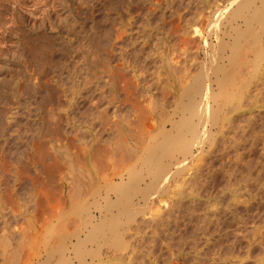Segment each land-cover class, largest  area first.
Returning a JSON list of instances; mask_svg holds the SVG:
<instances>
[{
    "label": "rangeland",
    "instance_id": "374dc122",
    "mask_svg": "<svg viewBox=\"0 0 264 264\" xmlns=\"http://www.w3.org/2000/svg\"><path fill=\"white\" fill-rule=\"evenodd\" d=\"M114 1H115V3H114ZM114 1L113 0H99V2H98L99 4L98 3L96 4V10H95L96 12H94L95 15L91 16L92 18L86 20V21H89L88 24L93 21L94 26L96 28V32H94L93 35L91 34L92 35L91 40H92L93 44L91 46V49H89V53L85 50L79 51L80 53L79 52L77 53L76 49H74V52H73V48H74L75 44H74V46H72V45L70 46L71 50H67V49H69L68 45H67V49H65L66 48L65 47L66 46L65 40L63 39V37H62V40L64 42L61 40V35L59 33L60 19L62 21L65 18V20H63V21L66 22V20L70 21V19L73 18V15L76 14V13H74L75 12L74 9L77 8V6L79 7V5L77 3L78 0H2V2L0 3V87H1L0 88V101L2 99H4L5 101L6 100L9 101L8 98H10L9 102H11V103L14 102L13 98L17 99V98H19V96H20V98L23 97L25 95L24 92H26V94L29 93L30 92L29 90L31 89L30 87H32L33 82H35V83H37V85L42 86L39 90V92H41V93H37L36 96L34 95L35 97L38 96L37 105L40 103L41 104L43 103L42 104L43 106L40 104L42 107L40 106V108H39V111H41V109H42V113H41L42 123L36 122V123L32 124V119L30 118V116L29 117L28 116H20V117L15 118V119H17L16 120L17 123L15 125L8 127L9 125H8V121L6 120V117H4V119H3V116L0 114V117H1L0 118L1 119L0 120V135L2 133H4V136H6V137L8 136L6 139H3L4 141L7 140L6 142H4L3 140H0V146L3 147V151L0 149V159H2V160H0V177L3 176L5 178V179L3 177H1L2 179L0 178V180H1L0 190L2 189L1 191L4 192L3 197L6 196L5 198H2L3 200H1L0 202H6L7 201L8 202L7 204H10L9 201H11L13 203V204L12 203L10 204V206H13L12 208H10L9 205H7L8 209L6 207H2V206L0 207V264H13L14 261H11V260L12 259L15 260L17 256H18V258H17L18 264H49L48 262H51V264H56L57 262H60L59 260H61V259H62L61 260L62 263H59V264H63L64 261L69 262L70 264H78L79 260H81L84 263L86 262L89 264H166L164 262V260H165V258L170 256V253H171V255L175 254L180 259V260L179 259L178 260L181 262H179L178 264H197V263L198 264H213V263L214 264H260V263L263 264L264 263V253H263L264 252V239L262 241L256 240L257 242L253 241V240L250 241L251 238L248 237L249 234H247V231L249 229L248 224H251L253 221H255V223L257 225L259 220L264 219V217H263L264 216V127H263L264 126V90H263V93L257 97L258 98L257 99L256 97H253L251 95V94H253V90H255L254 89L255 86L249 85V90H250L249 92L250 93L248 92L247 93L248 95L246 96V98L243 99L242 105L244 104V106H242L237 112L231 113L229 116V120L226 122L227 124H229V127H230V129L228 130L229 133L226 134L227 137L230 138V137H232V135L235 136V139H237L239 137L238 139H239L240 143L238 142V144H237L236 141H235L236 142L235 144L233 143L236 148L229 145V144H231V142L229 143V138H228V142H227L228 144L225 142V145H224V143L215 145L216 148H214L215 147L214 146L212 148L213 150H211V153L207 157H204L205 159L203 158L204 160L200 159V160H196L193 164L190 163L191 169H190L189 164H187V166L189 167L188 168L189 171L186 168L187 166H185L186 173L184 174L185 176L181 175L182 178H181V180L179 179L180 182L178 180L176 181V179L180 178V173L178 174L179 176L176 175L177 178L174 176L175 179L169 181L170 183H172L171 184L172 188H170V190L175 192L174 197L169 196L166 191L165 192L161 191V190H164L167 187V185L170 186L169 182L166 186L163 187L164 189L161 188L160 191L156 190V188L158 187L157 185H155L156 179L153 178L151 175L149 176L150 171H148V170H151V169L148 168L149 166L148 167L145 166L146 167L145 168V167L141 166V164H139V163H141L140 158L143 156V153H141L139 155V159L137 158L138 160L134 159V160H132L133 162L131 161L130 163L129 162H127V163L115 162L114 164H111V161L110 162L106 161L107 164L106 163L104 164L105 168H106V165L108 166L107 167L108 170L107 169L105 170L107 172L104 173L106 175L103 174L104 170H101V169L99 170V168H101V165L95 164L94 166H96L98 171L101 172V176L103 174L106 177V178L104 177L105 179L102 178V180L100 181L101 176L99 179H96L95 176H92V178H91V176L88 175V173H89L88 170L90 169L89 167L91 164H90L89 160L87 159V154L89 153V154H91V156H94V154H96L98 149H99L101 151V152L99 151V154L101 155L103 152V154H102L103 156H101V157H102V159H104L103 161H105V157L107 155L108 156L110 155L109 157H111L112 154L113 155L115 153L120 154L124 151L126 152V150L122 149L121 147L114 146V145H107L105 147H100V148L94 147L91 149L90 148H83L81 146L77 147L78 145L75 146V142L72 145L73 141H71V143H68V146L62 145L63 140L61 137H63L64 131L61 132V134L59 132H60V127H62L61 130L62 129L65 130L64 129L65 126L63 124L66 123V120L64 118H62L63 117L62 111H60L61 110V103H62V102H60L61 101L60 99L62 97V94L57 93V91H56L57 87H56V84L54 82L57 79L55 77L58 76L56 73L61 71L60 68H62V66H66V65L68 66V64L69 65L71 64V66H72V64H74L73 63L74 61L72 60L73 58L69 55V53L71 55L73 53V56L76 53H77V55L79 54L77 56L78 58L80 57L79 59L77 58V61L79 60L78 61L79 63L77 62L78 65H77V63L75 64V66L77 65L76 67H78L79 64H81V62H83V65H85L84 64L85 59L82 58V57H84L82 55H85V58L88 59V65L87 66H89V69L91 70V68H95V69H92L94 71L91 70L93 73L96 71H98V73H101L102 72V66L104 64L106 65V62H107L106 58L109 56L112 57V54L114 56L116 55V52L113 53V51H115V49L117 47L116 45H118L117 43H119V41H117L118 38H120L121 36H122L121 38H125V36H127V34L125 36L121 35L119 29L122 27V25H120V23H118V22H120L119 19L115 18V21L112 22L113 19L106 18V16H107L106 13L107 14L114 13L113 7L116 8V6H118L117 4H119L118 3L119 1H117V0H114ZM125 1H127V0H125ZM161 1L163 3H165V5L161 3V6L158 9V12L159 11L164 12V13L166 12L167 14L165 13L166 17L165 16L163 17L164 18L163 21H161L159 18H158L159 20L154 19L155 22L156 21L160 22V23L154 22L157 25V28H158V25H160L163 22H164V24H161L162 26L167 25L168 23L172 22L170 24V26L174 25L173 26V28H174V27H177L179 25L178 27L181 29V26L184 23L188 24L189 20H190V22L193 20L192 23L194 22V18L192 19L193 16L190 17V15H192V14H190V10H191V13H193L192 10H194V6L197 5V3L198 4L199 3L200 4H206L207 7H213V5L212 4L210 5V3H209L210 0H194V1L190 0L191 2L193 1L194 4L191 3L189 0H175V1L172 0V2L176 3V4L175 3L173 4L174 7L172 6L171 0L170 1L169 0H161ZM214 1L211 0V3ZM168 2H170V3L168 4ZM186 3H189V4L191 3L190 5L188 4V6H190V8H191L192 4L194 6H192V9H189ZM185 4L187 7L184 6ZM200 4H199V6H202ZM110 5H113V6L110 7ZM180 5L181 6L183 5V6L181 7ZM163 6H166L165 7L166 9L163 8ZM119 7H121V5ZM119 7H117V8H119ZM135 7H136V5H135ZM139 7H137L136 9H139ZM168 7H169V9H168ZM183 7L187 8L188 9L187 11H189V13H187V11L183 12L184 10H186ZM228 7L229 6H226L227 9H228ZM61 8H62L63 12L60 11ZM110 8H112L113 10ZM179 8H181V9L179 10ZM195 8H197V7L195 6ZM72 9L74 10V12H71V11H73ZM121 9H122V7H121ZM136 9L135 8L133 9V10H135L134 14H137L136 12H138ZM163 9L166 11H164ZM224 9H225V7H224ZM84 10H85V12L87 11L86 8H84ZM177 10H178V12H177ZM109 11H111V12H109ZM70 12L73 14L71 15ZM181 13L182 14L184 13V15H182ZM185 13H187V14H185ZM188 14H189V17H188ZM227 14H226V9H225L224 10L225 19H223L224 17L223 18L221 17L218 20V26L221 24V22L224 25L221 24L220 27L217 26L218 28L215 26V25H217L216 24L217 20L214 21V19H213L214 16H213V18H211V23H214V22H216V23H214L212 27L210 25L211 23L209 20H207V22H209V23H205L206 21L204 22L205 23V25H203L204 28L202 27V30L204 29L203 30L204 33H201V34H204V35H202L203 38L199 34V36H200L199 41H201V43L199 41L198 42L200 44L198 42H196L198 36L196 38V35H195V37L192 35H188L189 38H193V39L196 38V39H195V41L192 39L194 47L191 45L192 42L191 43L188 42L190 44H187V46L185 45L186 47L184 46V48L186 50L185 52H183V49H182L183 47H179L177 49V46L182 43V42L178 43L179 38L176 37L177 38V41H176L175 39L171 38V36H170V38L172 39V41H170L171 39L168 38L169 34H167V36L162 35L165 31L161 34L155 33L154 34L155 36H153V34H150L149 32L145 35H143V33H142L143 38H142L141 34L133 32V33H131V35H130V33H128L130 37L132 36V39H131L132 41H133L134 36H136V35H139L138 37H140V36L141 37L139 39H137V36H136L134 38V41L136 40L135 41L136 43H134V41H133L132 42V43H134L133 45L131 44V42L130 43L128 42L130 47L128 46V43H127L128 40L126 41V39H130V38L128 36H127L128 38L127 37L125 38V42L127 43V44L125 43V45L128 46V48H127L128 51L130 50L128 52V54H130L133 49L141 47L143 52L141 53V62L140 63L142 65L145 64L146 68L149 70L154 61H156L157 59H158L157 61H160V60L162 61L164 58H166V55L169 56L170 53H172V55H173V52H176V53H174L175 58L179 54L178 57H181L182 59L177 57L175 59L176 62H174L175 65L173 64L174 66L173 65L170 66L171 74L173 75V73H174L173 76L178 75V76H176V78L183 76L185 78L184 79L185 82L187 79V84L189 87L190 86L192 87V85H193L192 81L194 82V80H195L194 78L196 76L201 75V78H202L207 74L208 76H211L212 79L216 80L215 75L213 76V69L208 68L209 66L211 67L210 63L216 62V61L218 62V60H219V62H218L219 64H222V62L224 65L229 64L226 60H228L227 59L228 56L229 55L231 56L232 53H230L231 49L228 47H231V44H232V46H234L237 43V41L239 40L238 37L240 36L239 32H237V26H236V23L234 22L235 20H233V18H232L233 13L228 14V15ZM186 15L188 18L186 17ZM69 16H71V18H69ZM159 16L160 15H158V17ZM181 16L182 17L184 16V18L186 17L185 18L186 20L184 18H181ZM66 17H68V18H66ZM108 17H111V16H108ZM230 17H231V19H230ZM82 18L84 19L83 16H82ZM82 18H80V19L82 20ZM169 18H171V19H169ZM174 18H178V19H174ZM187 19H188V21H187ZM226 19H227V21L229 20L230 23H229V21L227 22ZM222 20H225V21H222ZM63 21H62V23H64ZM165 21L167 22L166 24H165ZM185 21H187L188 23H186ZM137 24H139V23H137ZM137 24L135 23L131 27L134 29V31H138V30H136V28L138 26ZM231 24H232V26L233 25L234 26L229 27ZM135 25H136V28H134ZM114 26H116L117 28H115ZM139 26H140V24H139ZM168 26H169V24H168ZM50 27H51V29H50ZM113 27H114V29H113ZM223 29H225V30H223ZM244 29H246V27H243V30ZM115 30H117V31H115ZM122 30H123V28L121 29V31ZM202 30H201V32H203ZM209 30H211L210 33H208ZM62 31L60 30L61 33H62ZM172 31H171V34L176 31L175 28ZM108 32L109 33L111 32V33L109 34ZM115 32H117V33H115ZM219 32L221 35L219 34ZM223 32H225L227 34H225ZM118 33H119V35L117 36ZM211 33H212V35H211ZM95 34H96V36H95ZM164 34H166V32ZM223 34H225L227 37L223 36ZM160 35H162V37H160ZM218 35L220 37V40H222V41L224 40L223 41L224 44L226 43L224 46L220 45V42L218 40ZM109 36H111V37H109ZM213 36H214V38H212ZM150 37H151V40H150ZM152 37H153V39H152ZM156 37L157 38L159 37L160 41H159V38L156 39ZM166 37L168 40L164 39ZM145 38H147V39H145ZM189 38L187 39V41L191 40ZM105 39L107 40V42ZM131 40H129V41H131ZM163 40L166 41L167 43H165ZM174 40L178 44V45L176 44L177 45V46H175L176 48L174 47V44H175ZM202 41H206L207 44L202 42ZM123 42H124V40H123ZM141 42H143L142 45H144L145 47H142ZM232 42H234V43H232ZM79 43L76 42V44H78V45H76L75 48L77 46H79V47L82 46V43H80V44ZM139 43H140V46H138ZM171 43L173 46L171 45ZM195 43H196V45H195ZM212 43H214V45H215L214 47H213ZM101 44H103V46ZM183 44L184 43H182V45H179V46H183ZM62 45H64V46H62ZM197 45L199 47H197ZM173 48H175L174 51L172 50ZM188 48H190V49H188ZM195 48L196 49L198 48L197 51ZM204 48H205V50H204ZM219 48H220V50H222L221 52L219 51ZM225 48H226V50H225ZM62 49L64 52L61 51ZM77 49H78V47H77ZM179 50L182 52H180ZM224 50H225V52H224ZM90 51H92V52L90 53ZM66 52H68V56L70 58L67 57ZM83 52H84V54H83ZM110 52H111V54H109ZM95 53H97V54H95ZM149 53H150V55H149ZM218 53H220L221 55H219ZM61 54L62 55L64 54L66 56H62ZM145 54H147V55H145ZM181 54H183V56ZM104 55H107V56H104ZM184 55H185V57H184ZM216 55H219V57L218 56L216 57ZM91 56H92V58H90ZM93 56L95 57V59ZM66 57H67V59H66ZM131 57L132 56H130V58ZM145 57H147V59H145ZM192 57H194V59ZM81 58H82V60H81ZM114 58H112V59L116 60V58L115 59ZM211 58H212V60H211ZM215 58H216V60H215ZM112 59L110 60L111 61L110 64L113 63ZM69 60H71V61H69ZM89 60H91V61L93 60L94 62L92 61V64H91V62H89ZM97 60H99V61H97ZM181 61H183V62H181ZM191 62H192V64H191ZM176 63H178L180 66L178 64L176 66ZM182 64H185V66L187 65L186 69H184L185 66ZM205 64H206V66H205ZM110 66H112V65H110ZM80 67L82 68V64ZM80 67H78V68H80ZM180 67H182V68H180ZM175 68H177L178 70L176 71ZM99 69H101V71ZM179 69H180V71L181 70L182 71L187 70V73L185 71H184L185 73L179 72ZM175 71H176V73H175ZM193 71H195V72L193 73ZM45 72H46V74H45ZM109 72H107L106 75H108ZM188 72H189V75H188ZM122 73L124 75H126L123 77V79L125 77L128 78L129 76H130L129 79L133 78L132 77L133 73H131L130 70H128V71L125 70ZM190 74H192V75H190ZM221 74L219 72L220 78L223 77ZM106 75L104 74L103 77L105 79L109 80L110 79L108 77L109 75L108 76H106ZM186 76H187V78H186ZM33 77H34V79H33ZM118 77L115 78L116 80L114 79V82L116 81L115 82L116 84L114 86L115 88L112 89V86L108 85L104 89V90L110 89V91H107L108 95H106V96L107 97L109 96V97L106 99L107 101L105 100V103L108 104V99H109V102H112V103H110V106L109 105L107 106V108L109 109V110H107V114H108L107 116H108V118H111V119H112V117H115V114H116V113H114L115 110L119 109L121 111H125L124 108L128 107V106H124L123 103H125V105L126 104L128 105V103H126L125 100H123V99L126 98L125 96H127V98H128L132 93V90L130 89L131 85L129 84L130 82L127 79H126V81H124L121 77H120L121 79ZM13 78H22V82H23L22 84L26 85L29 89L26 91L25 89L27 87L25 86L24 88H22V90L20 89V91L17 95H14V97L13 96L9 97L10 93L8 91L11 88V87H9V85L11 84V81L14 80ZM35 78H37L36 81H35ZM117 78L120 80L118 81ZM133 80H132V82H134ZM8 83H10V84H8ZM198 86L193 87V89L195 88V90L191 94L190 97H187L188 99L184 97V99L181 100L182 105L185 106L188 103L192 104V100H194V99H195L193 101L194 104H198L199 102L207 101L206 94L208 93V90L202 89L203 91H201V86L200 85H198ZM126 87L128 89V93L126 92V90L124 91V89H126ZM198 88H200V89L198 90ZM215 88L217 90V87H215ZM111 89L115 90V91H112ZM237 89H238V85L235 86V90H237ZM50 90L53 92H51ZM157 90L158 91L160 90V91L158 92ZM197 90H198V92H197ZM49 91H50L51 95H46V92H49ZM163 91L164 90H162V92H161V88L160 89H152V93H150V94L154 96V102L161 104L162 100H160V99L162 98L161 95H162ZM6 92H7V94H6ZM22 92L24 95L22 94ZM108 92H110V94ZM20 93L22 94V96ZM255 93L256 92H254V94ZM166 94L167 93H165V95ZM158 95L160 96V98L158 97ZM167 95L166 96L169 99L164 97L166 99H163V100H165V101L168 100L170 102V99H171V102H170L171 103V105H170L171 109L170 110H172V111L169 110L170 107L167 108L168 109L167 113L169 114L168 117H169V119L173 118V119L177 120V119H179L178 117L181 116V114L179 115V113H181L180 112L181 110H178V112L176 114L174 113L175 107L173 106V103H172V102H174V98L171 97L170 94H167ZM47 96H49V97H47ZM112 97H114L113 99H115V100H113V99L110 100ZM196 97H197V102H196ZM201 97H203V98H201ZM204 97H205V99H204ZM252 97L254 98L255 102L252 100ZM248 98H250L252 101H250V99H248ZM22 99H21V102H23ZM117 99H120V102H118ZM200 99H201V101H200ZM122 100L124 102H121ZM244 100H246V101H244ZM247 100L249 101V103H247L248 102ZM256 100H257V102H256ZM102 102L104 104V100ZM250 103L251 104L253 103V104L251 106H247V104L250 105ZM107 104H104V105H107ZM151 104L153 105V103H151ZM139 105L142 106L141 107L142 113L140 112V110H139V113L144 114L143 111L146 110L145 115L148 117L149 114L147 113V110L149 112L150 107H153L150 105V101L148 100L146 103L141 102ZM117 106H118V108H117ZM148 106H150V107H148ZM246 106H247V108H246ZM248 107H249V109H248ZM85 108L87 110V107H85ZM139 109H140V107H139ZM0 111H1V109H0ZM188 114L189 113L185 112V115H188ZM176 115H178V116H176ZM245 116H247V117H245ZM233 117H236V118H233ZM254 118H256V119H254ZM61 119H62L61 122L63 124L60 122ZM233 119H234V121L235 120L236 121L235 122L232 121V123H231V120H233ZM5 120H6V122H5ZM198 120H199V118L195 116V117H193L192 122H195V121L198 122ZM243 121H244V123H243ZM237 122H238V125L236 124ZM140 123H142V122H139V124L135 123L134 125H132L129 128V129H133L134 133L135 132L137 133V134H135L136 136L140 135L141 137L146 136L148 138L150 135L152 136L154 134H157V132L159 130V126H160L159 124L154 126L153 121H151V123H149L147 120L145 123V125L148 127L147 128L146 126H144L143 123H142V125ZM147 123H149L150 125ZM250 123L252 124V126H254L253 128H252ZM230 124H232V125H230ZM234 124L237 125L236 128H235ZM256 124H258V125H256ZM152 127L154 128L153 130L149 129ZM238 127L241 129H245L244 133H243V130L239 129ZM17 128L19 129V133L21 132L20 135H22V137L24 135H28L25 137L27 139H17V137H15V135H17V133L14 134V132L17 130ZM232 128H233V131H232ZM250 128L253 130H251ZM147 129L150 131H148ZM249 130H251V132L254 131L252 133L253 136H251V133ZM262 130H263V132H262ZM127 131L128 132H126L125 136H127L129 133V130H127ZM259 131H261V132H259ZM68 132L69 133L67 136H69V139H71V138L73 140L76 139L74 137L75 136L74 135L75 134L74 129L68 128ZM115 132H116L115 130H114V132L109 130V132H107L105 134V138H107V136L108 137L117 136V132L116 133ZM148 132L149 133L151 132V134L149 135ZM245 132L247 133V135H245L246 134ZM234 133L236 135L238 134L239 136H236ZM242 133H243V135H242ZM248 133H250L249 136H248ZM59 135H60V138H59ZM159 135L161 136V133H159ZM70 136H72V137H70ZM247 137H249L248 142L246 139H244ZM250 137H252V140H256V141H251ZM241 138H243V142L246 141L247 143L246 142H245V144L241 143L242 142ZM258 140H259V142H257ZM260 140H262V141H260ZM1 141H3V142H1ZM59 141H61V142H59ZM249 141H250V143H249ZM260 142H262V143H260ZM1 143H3V144H1ZM63 144H65L64 141H63ZM233 144H231V145H233ZM239 144H241V145L239 146ZM33 145L36 148H43L44 149V152L41 156L40 155L38 156V154L33 152V149H34ZM219 145H221V146H219ZM226 145L227 146L229 145V147H227ZM237 145H238V147H237ZM217 146H219V147H217ZM220 148H222V149H220ZM163 149L161 151H163ZM51 150H52V152H51ZM54 150H55V152H53ZM194 150H195V147L194 148L192 147V151H194ZM104 153L106 156L104 155ZM219 153H221V154H219ZM33 154H36V155H33ZM68 154H72L74 157V161L71 165H68L70 163H68L69 162L68 159H65V157H66L65 155L68 156ZM232 154H234V155H232ZM135 160H137V161H135ZM65 161H66V165H64ZM94 161L95 160L92 158L91 162H94ZM197 161H199V162H197ZM68 166H72V167L70 168ZM136 166H137V168H136ZM128 168H131L133 171V174H134V178L132 179V181L134 180L133 183L136 182V179H138L137 180V183L139 186L138 190L140 189L139 190L140 193H138V190H136L135 194H134V192H132L134 195H132V193H131L130 196H127L124 194L125 193L124 187H125V184H127V180L125 179V177L127 176L126 170ZM151 168H152V165H151ZM168 168L172 169L173 172L176 170L175 169L176 167L174 164H172L171 166H168ZM112 170H113V172H112ZM116 170H117V175L116 174L115 175L117 177L113 174V173H116ZM135 170H137V171H135ZM134 171H135V173H134ZM13 172L16 173V176H15V173H13ZM190 172H191V174H190ZM193 173L196 175H194ZM112 174L114 176H112ZM188 174H189V176H188ZM110 175H111L112 180H111V178H109ZM119 175L120 176L123 175V177H124V182H122L121 186H120L121 188L116 192L113 190H110V189L108 190L107 186L110 185L111 183H113L114 181L117 182L118 184H120V181H119L120 176ZM138 176H141V177H138ZM19 177L21 180L19 179ZM136 177H138V178H136ZM141 178H142V180L140 181ZM183 178L186 179L184 182H182ZM203 178H205V179H203ZM106 179H108V180H106ZM190 179L193 182H191ZM9 180H11V181H9ZM31 180H34V181H31ZM188 181H190V184ZM207 181H210V182H207ZM9 182H11V183H9ZM151 182H153V183H151ZM173 182H176L177 186ZM6 184H8V185H6ZM152 184H154L153 185L154 187L152 186ZM16 186H17V188H16ZM78 187H80V189H81V191H79L80 194L78 192ZM97 187H98V191H97ZM152 187L155 190L152 189ZM175 187H176V190H175ZM4 188L6 189L5 191L3 190ZM122 188H124V189H122ZM157 189H159V188H157ZM102 190H103V192H102ZM149 190H152L153 193ZM185 190L187 192H185ZM6 191H7V194L9 193V195H6ZM9 191H11V192H9ZM145 191L150 192V193L147 192V196L145 197L146 199L143 198ZM176 191H177V193H176ZM143 192H144V194H143ZM51 193H53L54 196H53V194L51 195ZM57 193H58V196H61V198H63V199H59V200L60 201L62 200L61 202H64V204L63 203H62L63 205L60 204L62 206V208H60V205H58V203H60L58 200L59 197L57 198V195H56L58 202H56V200H55L56 198H54V200L57 203V205L59 206L57 208H60L58 210L55 206V208L58 210L56 212L54 210L55 208H53L54 206L51 208L49 207L48 203H50V201H49V199L48 200L46 199V196H47V198H48V195L55 197V194H57ZM59 193H60V195H59ZM76 193L79 194L78 197H75L77 195ZM105 193H107V194L105 195ZM122 193H123V195H122ZM10 194L12 195V197ZM68 194L71 195V197H70V198H72V199H70L71 201H69L68 197L70 195H68ZM119 194L121 195V197H123L125 195V197L127 196V197H130L131 199L128 198V200H127L126 199L127 197L126 198L124 197V199H123L119 196ZM99 195H100V197H98ZM103 195H105V196L103 197ZM152 196H155L156 198H154ZM8 197L10 198V200ZM93 197H94V199H93ZM115 197H117V198H115ZM118 197L123 199L122 203L124 202V204H122L120 201H116V199L120 200V198H118ZM6 198H8V199H6ZM136 198H138V199L140 198V200L142 198V200L140 201L137 199L138 200V202H137L135 200ZM152 198H153V204L154 205H155L154 201H156V206H153V208L151 207L152 206V204H151ZM159 198H160V200L157 201V199H159ZM50 199L52 200L51 203L52 202L54 203V201L51 197H50ZM75 199L78 200L77 202L80 204L89 203V205L91 207L90 206L88 208L83 207L82 209L81 208L78 209L79 207H77V210L75 211V210H73L74 208L69 206L70 202L72 203ZM97 199H99V200H97ZM161 199H164V200L161 201ZM105 200H106V202H105ZM125 200H126V202H125ZM98 201H99V205L96 204V203H98ZM115 201L118 202L117 204H119V202H120L122 205L121 204L117 205L116 203L114 204ZM134 201H135V203H138L139 206L137 204H135ZM164 201H166V202H164ZM169 201H170V206L168 205ZM173 201L175 203H173ZM44 202H46L45 204L50 209V210H48L50 212H48L46 210L47 213H50V214L53 213L52 215H48L47 213H45L43 211L45 209H48L45 207V205L39 206L40 208L45 207V208H43V210L39 209L38 205L41 203L44 204ZM145 202L147 203V205L144 204ZM241 202H243V203H241ZM33 203H35V204H33ZM91 203H93V204L91 205ZM133 203L135 205H133ZM142 203H143V205H141ZM163 203L165 204V206H163ZM166 203H167V205H166ZM29 204H30V206H29ZM35 205H37V206H35ZM113 205H116V206H113ZM127 205H128V207H126ZM136 205L138 207H140V206L144 207L145 206L144 208L140 207L141 210L144 211V214H145L144 217H143V213H141L139 209L137 210ZM35 207L38 209H36ZM125 207L127 209H125ZM148 207H150L151 210H149L150 208L148 209ZM162 207H165V209ZM169 207H171V208H169ZM177 207H179V208H177ZM93 208H95V209H93ZM133 208H136V210H134ZM145 208L147 211L145 210ZM157 208H160V210ZM168 208L170 210L172 208H174L175 211H176V209H178L183 213L182 214L181 212L180 213L178 212V215L176 213L177 216H174V218H175L174 222H176L177 224L179 223L178 226L181 227V229L183 228V230H184L183 231L184 234L181 233V235L186 236V234H187L186 244H184L185 246L183 245L182 248L179 247V246H182V244H181L182 241L178 240L176 238H175L176 240H175L174 244H172L173 246H171V248L173 247L172 250H170L171 249L170 247H168L169 249L168 248L166 249V247H167L166 244L163 243V240L160 241L158 237H157L158 240L152 239L153 237L155 238V235L157 236V234H156L157 233L156 232L157 231V224L155 225L157 220L154 222L152 220L153 217H154V219H157V217L155 218V216H157V214L159 215V213L160 214L163 213V215L165 216V211ZM51 209L55 213L53 211L51 213ZM110 209H112V210H110ZM153 209L155 211L151 212ZM121 210L122 211L124 210L125 212L123 211L124 212L123 213ZM72 211H73V213H71ZM119 211H121L122 215H120L121 213ZM129 211L132 212L133 214L129 213ZM161 211H162V213H161ZM211 211H216L214 213L215 214L217 213L216 214L217 219L221 220L219 222L220 223V225H219L220 229L219 230L215 229V227H214L215 222H213V223L207 222V224H205L206 223V221H205L206 216L209 215L210 213H213ZM74 212H77V213H74ZM78 212H79V214H78ZM147 212L149 215L147 214ZM186 212H188V214ZM85 213H86V215H85ZM127 213H129L128 215L131 216L130 220L126 219L128 216V215H126ZM140 213L142 215H140ZM150 213H152L154 216L150 215ZM218 213L220 214V216ZM75 214H77V216H75ZM93 214L95 217L93 216ZM181 214L183 215V217L181 216ZM83 215H85V216H83ZM179 215L181 216V219H180V217H178ZM190 215L192 217L189 219L188 217ZM79 216H81V217H79ZM100 216H102L103 218L100 219L101 218ZM124 216H126V217H124ZM150 216L152 219L150 218ZM230 216H231V218H230ZM176 217H178V218H176ZM95 218H98V219L96 220ZM124 218L127 220L128 223L124 222V220H125ZM147 218L148 219L150 218V219L148 220ZM89 219H92L94 224L96 223L99 226L100 225L102 226V227L100 226L99 234L97 235V237L95 236V238L92 235H90V233H89L91 231L90 229L92 226H89L87 229L84 228L85 224L88 222ZM103 219H104V221H103ZM141 219H143L145 222L147 220V222L146 223L144 222V224H143L142 223L143 220H141ZM177 219H179V221ZM98 220H100V221L98 222ZM116 220H119V222H117ZM165 220H167V218ZM168 220H170V219H168ZM182 220L184 223L182 222ZM101 221H102V224H104V225L100 224ZM105 221L107 223H103ZM135 221H136V223H135ZM139 221H141L140 223L143 225L146 224L147 228H144L145 226L143 227V225H142V227H140L141 224L138 223ZM152 221H153V223H152ZM203 221H205V222H203ZM213 221H215V220L213 219ZM75 222H76V224H75ZM116 222L118 224H115ZM226 222H228V223H226ZM113 223L116 225V226L114 225V228L112 226ZM96 224L94 225L95 227L98 226ZM138 224H140V225L138 226ZM212 224H214V225H212ZM151 225H152V227H150ZM94 226H93V228H94ZM129 226L130 227L132 226L133 229L131 227V229L129 228L128 230H126V227L128 228ZM134 226H136L137 229L140 227V229L143 230V228H144L146 230L141 231L140 229H138V230H140V232H141L140 233L139 231L136 230V227L134 228ZM185 226H186V228H185ZM198 226L199 227L201 226V228H198ZM60 227H61V229L64 228L63 230H65V229H66V231L68 230L67 233L62 230L63 231V235H62V233H61L62 231L58 230ZM209 228L212 230L211 233H213L215 231L216 234L215 233L211 234L208 232L209 233V235H208L207 231H211ZM257 228H258V226H255L253 230H256ZM262 228L264 229V227H262ZM56 229H57V231H56ZM70 229H72V230H70ZM154 229H156V231ZM202 229L203 230L205 229L204 234H203ZM221 229L223 231H221ZM52 230L56 231L55 235L52 234V233H54V232H52ZM132 230H134V231H132ZM185 230L187 231L186 233H185ZM58 231H59V233L57 236ZM113 231H115V232H113ZM128 231H130V232H128ZM193 231L196 232L195 235H193L194 234ZM262 232L264 233V231L260 228V233H262ZM60 233H61V235H60L61 240L58 238ZM101 233L102 234L104 233V234L101 235ZM127 233H129V235ZM178 233H180V232H178ZM114 234H115V236L119 234L118 238L122 237L120 241L121 242L123 241V245H125V246L123 247L121 244L120 247L122 246L123 248H120L119 246L116 247L115 246L116 244L113 243V242H115ZM130 234H132V235H130ZM47 235H48V237H47ZM76 235L80 236L79 239L78 238L76 239V237H77ZM89 235H90V238H92V239L94 238L93 241L91 239L92 242L90 241V239H89V241L87 239V238H89ZM127 235L129 236V238L127 237ZM49 236L52 238H49ZM190 236H191V240H193L195 238V240H197L198 242L196 241L195 243H191V242H194L195 240L191 241ZM206 236H209V237L211 236V238L213 237L212 239H214V240L211 241V238L206 237ZM35 238H36V240H35ZM54 238H58V241L56 242V240H54ZM208 238L210 239L209 240L210 245L205 244L206 242L204 241ZM49 239H52V240L49 241ZM43 240H44V242H43ZM74 241H75V244H74ZM179 241H180V245H177L179 243ZM199 241H201V242H199ZM214 241H216V242H214ZM51 242L54 243L53 245H55V246H52ZM85 242L88 244L85 245ZM202 242H203V244H202ZM258 242L260 244H258ZM67 243H69L71 245L69 246ZM78 243H80V244H78ZM214 243H216V244H214ZM151 244H152V246H151ZM5 245L7 247H5ZM72 245H73V247H72ZM206 245H208L209 248L205 249ZM44 246L45 247L46 246H50V247L52 246V247H54V250L51 254L46 255V257L43 255V257H41L40 259H37L36 256L40 255V253L43 252V250L45 248ZM64 246H66L65 248H67V250L63 249ZM78 246H79V250L77 252ZM112 246H114V249ZM193 246L195 249H193ZM71 247H72V249H71ZM83 247H85V249ZM158 247L159 248L162 247V249H158ZM75 248H76V250H75ZM117 248L123 249V250L119 251V249L117 250ZM61 249L64 250V252ZM179 249H181L180 254H176ZM68 250L69 251L71 250V251L69 252ZM175 250H177V251H175ZM174 251H175V253H174ZM14 252L17 254V256L15 254V258L13 256ZM27 252L29 253V255ZM57 252H59L60 254L58 253L55 255V258H56V260H55V258H52V257ZM73 252L76 253L77 255L74 254ZM121 252H123V253H121ZM108 253H111V254H108ZM118 253H119V255L121 253V256H119ZM65 254L66 255L69 254V256H68L69 258ZM164 254H165V256H164ZM166 254H168V256ZM62 255H64L63 256L64 258L62 257ZM158 255H159V257H158ZM178 255H180V256H178ZM122 256H125V257H122ZM160 256H164V257H160ZM182 256H183V258H182ZM80 257H82L83 259ZM9 258H11V259H9ZM49 258L52 260H50ZM66 258L68 261L65 260ZM124 258H125V260H124ZM161 258H163V259H161ZM188 258H190V259H188ZM17 259H16V262H17ZM185 259L187 260V263H185L186 262ZM9 260H10V262H9Z\"/></svg>",
    "mask_w": 264,
    "mask_h": 264
},
{
    "label": "bare ground",
    "instance_id": "6f19581e",
    "mask_svg": "<svg viewBox=\"0 0 264 264\" xmlns=\"http://www.w3.org/2000/svg\"><path fill=\"white\" fill-rule=\"evenodd\" d=\"M114 1V0H113ZM117 1H119L118 3L119 4H117L118 6H116V8L115 7H113L114 8V13H110V14H107L106 13V18H109V19H113V21L112 22H114L115 21V18H117V19H119L120 20V22H118V23H120V25H122V27L119 29L120 30V33H121V35H126L127 34V36L130 38V39H126V41H127V43L129 42H131V44L133 45L134 43H136L135 41H134V38L137 36V39H139L141 36H142V33H143V35H145V34H147L148 32L150 33V34H153V36H155L154 34L155 33H163L164 31L166 32V34H162V35H166L167 36V34H169V36H168V38H170V36H171V38H173V39H175L176 41H177V38L176 37H178L179 39H178V43L180 42H182V43H184L183 44V46H179V45H182V43L181 44H177L176 43V41L174 40V42H175V44H174V47L175 46H177V49L179 48V47H183L182 49H183V52H185L186 50H185V48H184V46L186 45L187 46V44H190L191 42H192V39L193 38H189V36L188 35H192V36H194L195 37V35H196V38H197V36H198V38H197V40H196V42H198L199 41V38H200V36H199V34L201 35V37H202V35H204V34H201V33H204V29L202 30V27L204 28V26L203 25H205V23H209V22H207V20H209L210 21V23H211V18H213V16H214V21L215 20H217V23L216 22H214V23H216L217 25H215L216 27L218 26V20L222 17H224L223 19H225V15H224V10L226 9V14L228 13V14H232L233 13V20H235L234 22L236 23V26H237V32H239V40L237 41V43L234 45V46H232V44H231V47H228V48H230L231 49V52L230 53H232V55L230 56H228V60H226L229 64H226V65H224L223 64V62H222V64H219L218 62H219V60H218V62L216 61V62H212V63H210V65H211V67L209 66L208 68H210V69H213V76L215 75V78H216V80H214V79H212L211 78V76H208L207 74V76L205 77L203 74V76L204 77H202L201 78V75L200 76H196L194 79V82L192 81V83H193V85H192V87L190 86H188V84H187V79H186V82H185V78L183 77V76H181V77H178V78H176V76H178V75H176V76H173L174 75V73H173V75L171 74V69H170V66L171 65H173L174 64V62H176V58L178 57V55H177V57L175 58V55H174V53H176V52H173V55H172V53H170L169 54V56H167L166 55V58H164L162 61L160 60V61H154L153 63H152V66L150 67V69L148 70L147 68H146V65L144 66V65H142L140 62H141V53L143 52L142 51V48L140 47V48H135V49H133L132 50V52L130 53V54H128V52L130 51H128V46L130 47V45H129V43H128V46L127 45H125V38L127 37V36H125V38H118V40L117 41H119V43H117L118 45H116L117 47H116V49H115V51H113V53L114 52H116V55L114 56L113 54H112V57L111 56H109V57H107L106 58V65L104 64H102L103 66H102V72L101 73H98V71H96V72H92V71H94V70H92V69H95V68H91V70L89 69V66H87L88 65V59H86L85 58V55H82V56H84V57H82V58H84L85 60V62H84V64L85 65H83V62H81V64H82V68L80 67L81 66V64H79V66L78 67H80V68H78V67H76L77 65H78V61H77V56L79 55H77V53L79 52V51H83V50H85V51H87L88 53H89V49H91V46H92V35H93V33L94 32H96V28H95V26H94V23H93V21L92 22H90L89 24H88V22L89 21H86V20H88V19H90V18H92L91 16H93V15H95L94 14V12H96L95 10H96V4L99 2V0H78V5H79V7L77 6V8H73L74 10H75V12H74V10L73 11H71V12H74V13H76L75 15H73V18H71V16H69V18H71L70 19V21H67L66 20V22H64L63 20H65V18L62 20L64 23H62V21H61V19H60V25H59V33H60V35H61V40H62V37H63V39L65 40V49H67V45H68V47H69V49H67V50H71L70 48V46L72 45V46H74V44H75V46L76 45H78V44H76V42H80V43H82V46H77L78 47V49H77V47L75 48V46H74V48H73V52H74V49H76V51H77V53L73 56V53H72V55L69 53V55L73 58L72 60L74 61L73 63L74 64H72V66H71V64L69 65L68 64V66L66 65V66H62V68H60V70L61 71H59L58 73H56L58 76L57 77H55V78H57L54 82H55V84H56V91H57V93H61L62 94V97H61V101L60 102H62L61 103V110L60 111H62V118H64L65 120H66V123H62L61 121H62V119L60 120V122L65 126L64 127V129L65 130H61V128L62 127H60V134H61V132H63V137H61L62 138V140L65 142V144H63V141H62V145L63 146H68V143H71V141H73L72 142V145L74 144V142H75V146L76 145H78L77 147H79V146H81V147H83V148H94V147H96V148H100V147H105V146H107V145H114V146H118V147H121L122 149H124V150H126V152L124 151V152H122V153H120V154H118V153H115L114 155L112 154L111 155V157H109L108 155L106 156L105 155V153H104V155L106 156L105 157V161H103L104 159H102V157L101 156H103L102 154H103V152H102V154L100 155L99 154V149H98V151H97V153L96 154H94V156H91V154H87V159L89 160V162H90V169L88 170L89 171V173H88V175H90L91 176V178H92V176H95L96 177V179H99L100 178V176H101V172L100 171H98V169L96 168V166H94L95 164H100L101 165V168H99V170L101 169V170H106L107 169V165H106V168H105V166H104V164L106 163V161L107 162H110L111 161V164H114L115 162H124V163H127V162H131L132 160H134V159H139V155L141 154V153H143V156L140 158L141 159V163H139V164H141V166H143V167H148V168H150L151 170H148V171H150V174H149V176L151 175L153 178H155L154 180L157 182H155V185H157L158 187L157 188H159V189H157L156 188V190L158 191H160L161 190V188H163L164 186H166L167 184H168V182L170 181V180H174L175 178H174V176L177 178V176H179L178 174L180 173V178H178V179H176V181L178 180L179 181V179L181 180V175H184L185 173H186V168L188 169L189 167L187 166V164H189V166H190V163L191 164H193L196 160H200V159H203L204 157H207L210 153H211V150H213L212 148L215 146V145H218V144H222V143H224V145H225V142L227 143L228 142V138L229 137H227V135L226 134H228L229 133V129H230V127H229V124H227L226 122L229 120V116H230V114L231 113H234V112H237L242 106H244V104L242 105V103H243V99L244 98H246V96L248 95L247 93L250 91L249 90V85H252V86H255L254 87V89L255 90H253V94H251L253 97H258V96H260L262 93H263V90H264V0H212V1H214V2H212L211 3V0H210V5L212 4L213 5V7H207V5L206 4H200V5H202V6H199V4L197 3V5L199 6H197V5H195L197 8H195V6L193 5L194 4V0L191 2L190 0V2L191 3H193L192 5H191V8H190V6H188V4L189 3H186L187 4V6H188V8L189 9H192V6H194V10H192L193 11V13H191V10H190V14H192V15H190V17L191 16H193L192 17V19L194 18V22L192 23V21L190 22V20L188 21V19H187V21L191 24H189L187 21H185L186 23H188V24H183L182 26H181V29L179 28H177V27H174L175 28V32L174 33H172L171 34V31L174 29L173 28V26H170V24L172 23H168L169 24V26H168V24L167 25H161V24H164V22L163 23H161L160 25H158V28H157V25L155 24V23H160L159 21H154V19H160L161 21H163V17L165 16V13L164 12H158V9L160 8V6H161V3L162 4H164L165 5V3H163L161 0H127V1H125V0H117ZM170 1V0H169ZM175 1V0H174ZM2 2V0H0V3ZM101 2V1H100ZM165 2V1H164ZM171 2H172V0H171ZM188 2V1H187ZM114 3H115V1H114ZM170 2H168V4H169ZM175 2H172V6H173V4H174ZM190 3V4H191ZM196 3V2H195ZM99 4V3H98ZM140 4V5H139ZM176 4V3H175ZM182 4V3H181ZM186 4L184 5L185 7H187L186 6ZM189 4V5H190ZM261 4V5H260ZM121 5V7H122V9H121V7H119ZM135 5H136V7H135ZM204 5V6H203ZM111 6H113V5H110V7ZM140 6V7H139ZM167 6V5H166ZM166 6H163V8H165ZM171 6V7H172ZM181 6V5H180ZM183 6V5H182ZM181 6V7H182ZM226 6H229L228 7V9L226 8ZM86 8V12H85V10H84V8ZM117 7H119V8H117ZM137 7H139V9H136ZM170 7V8H171ZM174 7V6H173ZM224 7H225V9H224ZM98 8V7H97ZM108 8V7H107ZM136 9L138 12H136L137 14H134V11L135 10H133V9ZM184 8V7H183ZM109 9V8H108ZM110 9H112V8H110ZM166 9V8H165ZM168 9H169V7H168ZM173 9V8H172ZM181 8H179V10H180ZM184 9H186V10H184ZM183 10V12H185V11H187L188 9L187 8H184ZM113 10V9H112ZM164 10V9H163ZM176 10V9H175ZM60 11H62L63 12V10H62V8H61V10ZM66 11V10H65ZM64 11V12H65ZM164 11H166V10H164ZM70 12V13H71ZM109 12H111V11H109ZM168 12V11H167ZM175 12V11H174ZM177 12H178V10H177ZM180 12V11H179ZM182 12V11H181ZM231 12V13H230ZM98 13V12H97ZM159 13V14H158ZM187 13H189V11H187ZM187 13H185V14H187ZM67 14V13H66ZM73 13H71V15H72ZM167 14V13H166ZM176 14V13H175ZM182 14V13H181ZM227 14V15H228ZM158 15H160L159 17H158ZM169 15V14H168ZM182 15H184V13L182 14ZM82 16L84 17V19L82 18ZM108 16H111V17H108ZM166 17V16H165ZM170 17V16H169ZM186 17H187V15H186ZM185 17V18H186ZM188 17H189V14H188ZM187 17V18H188ZM228 17V16H227ZM231 17H230V19H231ZM66 18H68V17H66ZM80 18H82V20L80 19ZM105 18V17H104ZM173 18V17H172ZM181 18H184V16L182 17L181 16ZM180 18V19H181ZM184 18V19H185ZM158 19V20H159ZM168 19V18H167ZM169 19H171V18H169ZM174 19H178V18H174ZM183 19V20H184ZM166 20V19H165ZM182 20V21H183ZM186 20V19H185ZM111 21V20H110ZM206 21V22H205ZM221 21V20H220ZM222 21H225V20H222ZM226 21H227V19H226ZM229 21V20H228ZM227 21V22H228ZM49 22V21H48ZM108 22V21H107ZM117 22V21H116ZM155 22V23H154ZM175 22V21H174ZM184 22V21H183ZM182 22V23H183ZM205 22V23H204ZM226 22V23H227ZM117 23V24H118ZM137 24V23H139L140 24V26H139V24H137L138 26H137V28H136V25H135V27L134 28H136V30H138V31H134V29L133 28H131L134 24ZM167 22L165 21V24H166ZM204 23V24H203ZM214 23H211L210 25H211V27L213 26V24ZM229 23H230V21H229ZM59 24V23H58ZM155 24V25H154ZM180 24V23H179ZM221 24H223L222 22H221ZM220 24V25H221ZM50 25V24H49ZM52 25V24H51ZM113 25V24H112ZM220 25L218 26V27H220ZM224 25V24H223ZM222 25V26H223ZM227 25V24H226ZM106 26V25H105ZM109 26V25H108ZM129 28H128V27ZM160 26V27H159ZM168 26V27H167ZM234 26V25H233ZM232 26V24L229 26V27H233ZM112 27V26H111ZM110 27V28H111ZM115 28H117L116 26H114ZM114 27H113V29H114ZM127 27V28H126ZM215 27V28H216ZM217 27V28H218ZM226 27V26H225ZM243 27H246V29H244L243 30ZM98 28V27H97ZM105 28V27H104ZM119 28V27H118ZM123 28V30L121 31V29ZM140 28V29H139ZM178 30H177V29ZM216 28V29H217ZM50 29H51V27H50ZM107 29V28H106ZM112 29V30H113ZM212 29V28H211ZM215 29V30H216ZM60 30L62 31V33L60 32ZM99 30V29H98ZM111 30V29H110ZM201 30L203 31V32H201ZM213 30V29H212ZM223 30H225V29H223ZM101 31V30H100ZM115 31H117V30H115ZM217 31V30H216ZM231 31V30H230ZM125 32V33H124ZM133 32H135V33H138V34H141V36L140 37H138L139 35H136V36H134V38H133V41H134V43H132L133 41L131 40L132 39V36L130 37L129 36V34L128 33H130V35H131V33H133ZM173 32V31H172ZM211 32V30H209V32L208 33H210ZM222 32V31H221ZM101 33V32H100ZM109 33V32H108ZM111 33V32H110ZM109 33V34H110ZM113 33V32H112ZM115 33H117V32H115ZM123 33V34H122ZM134 33V34H135ZM216 33V32H215ZM223 33H225V32H223ZM92 34V35H91ZM108 34V35H109ZM207 34V33H206ZM219 34H220V32H219ZM225 34H227V33H225ZM225 34H223V36H226ZM105 35V34H104ZM107 35V34H106ZM119 35V33L117 34V36ZM149 35V34H148ZM157 35V34H156ZM162 35H160V37H162ZM209 35V34H208ZM207 35V36H208ZM211 35H212V33H211ZM216 35V34H215ZM214 35V36H215ZM221 35V34H220ZM95 36H96V34H95ZM152 36V35H151ZM210 36V35H209ZM214 36L212 37V38H214ZM108 37V36H107ZM109 37H111V36H109ZM127 37V38H128ZM175 37V38H174ZM191 37V36H190ZM216 37V36H215ZM227 37V36H226ZM99 38V37H98ZM113 38V37H112ZM142 38H143V36H142ZM148 38V37H147ZM147 38H145V39H147ZM159 38V37H158ZM157 37H156V39H158ZM170 38V39H171ZM191 39V40H189V41H187V39ZM195 38V39H196ZM203 38V37H202ZM201 38V39H202ZM210 38V37H209ZM94 39V38H93ZM96 39V38H95ZM100 39V38H99ZM104 39V38H103ZM144 39V40H145ZM152 39H153V37H152ZM165 40H168L167 39V37L166 38H164ZM195 39H193L194 41H195ZM106 40V39H105ZM111 40V39H110ZM123 40H124V42H123ZM129 40H131V41H129ZM143 40V39H142ZM150 40H151V37H150ZM149 40V41H150ZM218 40H219V42H220V45L221 46H224L225 44H224V40L222 41V40H220V37H219V35H218ZM63 41V40H62ZM112 41V40H111ZM159 41H160V38H159ZM158 41V42H159ZM164 41V40H163ZM170 41H172V39L170 40ZM212 41V40H211ZM64 42V41H63ZM97 42V41H96ZM95 42V43H96ZM106 42H107V40H106ZM157 42V41H156ZM165 43H167L166 41H164ZM163 42V43H164ZM188 42H190V43H188ZM200 43H201V41H199ZM198 42V43H199ZM202 42H204V43H206V41H202ZM216 42V41H215ZM79 43V44H80ZM98 43V42H97ZM102 43V42H101ZM111 43V42H110ZM126 43V44H127ZM142 43L143 42H141V45H142ZM152 43V42H151ZM172 43H171V45H172ZM197 43V44H198ZM199 43V44H200ZM218 43V42H217ZM232 43H234V42H232ZM64 44V43H63ZM100 44V43H99ZM170 44V43H169ZM177 44V45H176ZM198 44V45H199ZM207 44V43H206ZM210 44V43H209ZM213 44V47L215 46L214 45V43H212ZM102 46H103V44H101ZM105 45V44H104ZM138 45V44H137ZM164 45V44H163ZM166 45V44H165ZM168 45V44H167ZM193 47H194V45H193V42H192V44H191ZM190 45V46H191ZM195 45H196V43H195ZM197 45V47H199ZM211 45V44H210ZM218 45V44H217ZM62 46H64V45H62ZM138 46H140V43H139V45ZM148 46V45H147ZM173 46V45H172ZM185 46V47H186ZM205 46V45H204ZM142 47H145L144 45H142ZM167 47V46H166ZM211 47V46H210ZM106 48V47H105ZM156 48V47H155ZM176 48V47H175ZM175 48H173L172 50L174 51L175 50ZM202 48V47H201ZM221 48V47H220ZM220 48H219V51L221 52L222 50H220ZM64 49V48H63ZM63 49L61 50L62 52H64L63 51ZM64 49V50H65ZM80 49V50H79ZM100 49V48H99ZM108 49V48H107ZM146 49V48H145ZM166 49V48H165ZM176 49V50H177ZM181 49V48H180ZM188 49H190V48H188ZM194 49V48H193ZM196 49V48H195ZM198 49V48H197ZM197 49H196V51H197ZM203 49V48H202ZM208 49V48H207ZM212 49V48H211ZM94 50V49H93ZM92 50V51H93ZM113 50V49H112ZM204 50H205V48H204ZM225 50H226V48H225ZM225 50H224V52H225ZM84 51V52H85ZM92 51H90V53L92 52ZM107 51V50H106ZM145 51V50H144ZM165 51V50H164ZM180 51V50H179ZM202 51V50H201ZM70 52V51H69ZM84 52H83V54H84ZM86 52V53H87ZM98 52V51H97ZM104 52V51H103ZM108 52V51H107ZM161 52V51H160ZM172 52V51H171ZM180 52H182V51H180ZM223 52V53H224ZM80 53V52H79ZM94 53V52H93ZM92 53V54H93ZM148 53V52H147ZM164 53V52H163ZM178 53V52H177ZM198 53V52H197ZM222 53V54H223ZM66 54H67V57H69L68 56V52H66ZM82 54V53H81ZM95 54H97V53H95ZM109 54H111V52L109 53ZM108 54V55H109ZM168 54V53H167ZM184 54V53H183ZM183 54H181L182 56H183ZM219 55H221L220 53H218ZM62 55V54H61ZM94 55V54H93ZM145 55H147V54H145ZM149 55H150V53H149ZM219 55H216V57L218 56L219 57ZM62 56H66V55H62ZM95 56V55H94ZM93 56V57H94ZM104 56H107V55H104ZM116 58V60H113L112 58H114V57ZM130 56H132L131 58H130ZM187 56V55H186ZM191 56V55H190ZM197 56V55H196ZM67 57H66V59H67ZM89 57V56H88ZM103 57V56H102ZM184 57H185V55H184ZM189 57V56H188ZM70 58V57H69ZM80 58V57H79ZM78 58V59H79ZM82 58H81V60H82ZM90 58H92V56L90 57ZM114 58V59H115ZM178 58H181V57H178ZM193 59H194V57H192ZM94 59H95V57H94ZM105 59V58H104ZM113 60V63L112 64H110L111 63V61L110 60ZM144 59V58H143ZM145 59H147V57H145ZM144 59V60H145ZM151 59V58H150ZM182 59V58H181ZM188 59V58H187ZM192 59V60H193ZM222 59V58H221ZM80 60V61H81ZM152 60V59H151ZM179 60V59H178ZM189 60V59H188ZM211 60H212V58H211ZM215 60H216V58H215ZM224 60V59H223ZM69 61H71V60H69ZM93 61V60H92ZM92 61L91 60H89V62H91V64H92ZM97 61H99V60H97ZM146 61V60H145ZM150 61V60H149ZM78 62V63H77ZM94 62V61H93ZM143 62V61H142ZM181 62H183V61H181ZM68 63V62H67ZM77 63V65L75 66V64ZM98 63V62H97ZM144 63V62H143ZM150 63V62H149ZM190 63V62H189ZM221 63V62H220ZM100 64V63H99ZM177 64L178 63H176V66H177ZM186 64V63H185ZM185 64H182V65H184L185 66ZM191 64H192V62H191ZM190 64V65H191ZM63 65V64H62ZM95 65V64H94ZM110 65H112V66H110ZM175 65V64H174ZM173 65V66H174ZM179 65V64H178ZM181 65V66H182ZM105 66V67H104ZM180 66V65H179ZM187 66V65H186ZM186 66H185V68L184 69H186ZM192 66V65H191ZM205 66H206V64H205ZM95 67V66H94ZM179 68V67H178ZM180 68H182V67H180ZM190 68V67H189ZM207 68V67H206ZM205 68V69H206ZM207 68V69H208ZM188 69V68H187ZM204 69V70H205ZM57 70V69H56ZM100 71H101V69H99ZM128 71V70H130V72L131 73H133V78H131V79H129L130 78V76L127 78V77H125L124 79H123V77L124 76H126V75H124L122 72L123 71ZM175 70L177 71L178 69L177 68H175ZM190 70V69H189ZM110 71V72H109ZM176 71H175V73H176ZM185 71V70H184ZM184 71H180V69H179V72H184ZM196 71V70H195ZM195 71H193V73L195 72ZM107 72H109L108 73V75H106L107 74ZM174 72V71H173ZM186 73H187V70L185 71ZM184 72V73H185ZM219 72H220V74L223 76V77H219ZM191 73V72H190ZM204 73V72H203ZM45 74H46V72H45ZM104 74L106 75V76H108L110 79L108 80V79H105L103 76H104ZM178 74V73H177ZM48 75V74H47ZM123 75V76H122ZM183 75V74H182ZM188 75H189V72H188ZM190 75H192V74H190ZM55 76V75H54ZM105 76V77H106ZM119 76V77H118ZM263 76V77H262ZM22 77V76H21ZM107 77V78H108ZM116 77H118V78H122L124 81H126V79L130 82L129 84L131 85V87H130V89L132 90V93H131V95L127 98V96H125L126 98L125 99H123V100H125V102L126 103H128V105L126 104L125 105V103H123V105L124 106H128V107H125L124 109H125V111H121V110H119V109H117V110H115V112L114 113H116L115 114V117H112V119L111 118H108V114H107V110H109L108 108H107V106L109 105L110 106V103H112V102H109V99H108V104L107 103H105V100L109 97H107L106 95H108L107 94V91H110V89L109 90H104L105 89V87L106 86H108V85H110V86H112V89L113 88H115L114 86H115V82H114V79L116 78ZM198 77V78H197ZM117 78V79H118ZM120 78V79H121ZM186 78H187V76H186ZM204 78V79H203ZM14 80H12L11 81V84L10 83H8V84H10L9 85V87H11L10 89H9V97L10 96H13L14 97V95H17L18 93H19V91H20V89L22 90V88H24L26 85H24V84H22L23 82H22V78H13ZM33 79H34V77H33ZM36 79L37 78H35V81H36ZM120 79H118V81L120 80ZM134 79V80H133ZM41 80V79H40ZM108 80V81H107ZM116 80V79H115ZM132 80L134 81V82H132ZM193 80V79H192ZM34 81V80H33ZM53 82V83H54ZM44 83V82H43ZM191 83V84H192ZM126 84V83H125ZM43 85V84H42ZM198 85H200L201 86V91H203L202 89H207L208 90V93L206 94V96H207V101H205V102H199L198 104H194V100H192V104L190 103H188L187 105H182L181 104V100H183L184 99V97L185 98H187V97H190L191 96V94L194 92V90H195V88L193 89V87H196V86H198ZM238 85V89L237 90H235V86H237ZM8 86V85H7ZM27 87V86H26ZM30 87V86H29ZM42 86H40V85H37V83H35V82H33V84H32V87H30L31 89L29 90L30 92L29 93H27L26 94V92H24V94H23V92H22V94L24 95L23 97H21L20 98V96H19V98H17V99H15V98H13L14 99V102H9L10 101V98H8L9 99V101H5L4 99H2L1 101H0V109H1V115L3 116V119H4V117H6V120L8 121V127H10V126H12V125H15L17 122H16V120L17 119H15V118H17V117H20V116H30V118L32 119V124H34V123H36V122H41L42 123V116H41V113H42V109H41V111H39V108H40V106L43 104H38L37 105V98H38V96L37 97H35L36 95H37V93H41V92H39V90H40V88H41ZM199 87V86H198ZM215 87H217V90H216V88ZM1 88V87H0ZM161 88V92H162V90H164L163 91V93H162V95H161V99L160 100H162L161 101V104H158L157 102H154V96L153 95H151L150 93H152V89H160ZM8 89V88H7ZM29 88L27 87L25 90L27 91ZM47 89V88H46ZM111 89V90H112ZM200 88H198V90H199ZM251 89V88H250ZM253 89V88H252ZM2 90V89H1ZM126 90V92L128 93V89H127V87H126V89H124V91ZM198 90H197V92H198ZM206 90V91H207ZM7 91V90H6ZM51 91V90H50ZM50 91L49 92H46V95H51L50 94ZM55 91V90H54ZM112 91H115V90H112ZM158 91V90H157ZM156 91V92H157ZM160 91V90H159ZM158 91V92H159ZM4 92V91H3ZM51 92H53V91H51ZM254 92H256L255 94H254ZM109 94H110V92H108ZM112 93V92H111ZM165 93H167V94H170L171 95V97H173L174 98V102H172L173 103V106L175 107L174 108V113L176 114L177 112H178V110H181L180 112L181 113H179V115L181 114V116H179L178 118L179 119H177V120H175V119H173V118H170L169 119V117H168V113H167V108L168 107H170V105H171V99H170V102L168 101V100H163V99H166L167 98V96L165 95ZM196 93V92H195ZM250 93V92H249ZM6 94H7V92H6ZM21 94V93H20ZM22 94H21V96H22ZM157 94V93H156ZM35 95V96H34ZM45 95V96H46ZM112 95V94H111ZM110 95V96H111ZM169 95V96H170ZM201 95V94H200ZM194 96V95H193ZM47 97H49V96H47ZM156 97V96H155ZM158 97L160 98V96L158 95ZM164 97H166V98H164ZM252 97V100L254 101V98ZM4 98V97H3ZM23 98V99H22ZM114 97H112L110 100H112ZM195 98V97H194ZM201 98H203V97H201ZM255 98V99H256ZM6 99V98H5ZM21 99L23 100V102H21ZM167 99H169V98H167ZM188 99V98H187ZM204 99H205V97H204ZM248 99H250V98H248ZM258 99V98H257ZM104 100V104H107V105H104L103 104V101ZM113 100H115V99H113ZM121 101V102H124V101ZM150 101V105L151 106H153V107H150V106H148V107H150V111L148 112V110H147V113L149 114V116L147 117L146 115H145V111H143L144 112V114H140L139 113V110H140V112H141V107L142 106H140L139 104L142 102H147V101ZM251 99H250V101H252ZM107 101V100H106ZM117 101L118 102H120V99H117ZM187 101V100H186ZM200 101H201V99H200ZM244 101H246V100H244ZM248 101V100H247ZM40 102V101H39ZM114 102V101H113ZM196 102H197V97H196ZM195 102V103H196ZM255 102V101H254ZM256 102H257V100H256ZM151 103H153V105L151 104ZM247 103H249V101L247 102ZM118 104V103H117ZM120 104V103H119ZM122 104V103H121ZM253 104V103H252ZM251 103H250V105L249 104H247V106H251L252 105ZM256 104V103H255ZM43 106V105H42ZM41 106V107H42ZM114 106V105H113ZM121 106V105H120ZM247 106H246V108H247ZM85 107H87V110H86V108ZM89 107V108H88ZM139 107H140V109H139ZM117 108H118V106H117ZM128 108V109H127ZM60 109V108H59ZM114 109V108H113ZM112 109V110H113ZM127 109V110H126ZM143 109V108H142ZM171 109V107L169 108V110ZM248 109H249V107H248ZM170 111H172V110H170ZM169 111V112H170ZM185 112H187V113H189L188 115H185ZM61 113V112H60ZM112 113V112H111ZM118 113V114H117ZM142 113V112H141ZM171 113V112H170ZM252 114V113H251ZM254 115V114H253ZM256 115V114H255ZM176 116H178V115H176ZM198 117L199 118V120H198V122H192V120H193V117ZM232 116V115H231ZM150 117V118H149ZM173 117V116H172ZM242 117V116H241ZM245 117H247V116H245ZM254 117V116H253ZM1 118V117H0ZM25 118V117H24ZM23 118V119H24ZM149 118V119H148ZM233 118H236V117H233ZM63 119V120H64ZM254 119H256V118H254ZM1 120V119H0ZM6 120H5V122H6ZM64 120V121H65ZM148 120V122L149 123H151V121H153L154 122V126L155 125H157V124H159L160 126H159V130H158V132H157V134H154V135H150L151 134V132L149 133V137L147 138L146 136L145 137H141L140 135V137L137 135H135V134H137L136 132L134 133L133 132V129H129L132 125H134L135 123L137 124H139V122H142L143 124H144V126H146L145 125V123H146V121ZM195 120V119H194ZM63 121V122H64ZM232 121H234V119L233 120H231V123H232ZM236 121V120H235ZM234 121V122H235ZM230 122V121H229ZM239 122V121H238ZM238 122L236 123L237 125H238ZM241 122V121H240ZM142 123H140L141 125H142ZM149 123H147V124H149ZM243 123H244V121H243ZM252 123V122H251ZM250 123V124H251ZM255 123V122H254ZM61 124V125H62ZM6 125V124H5ZM150 125V124H149ZM148 125V126H149ZM230 125H232V124H230ZM235 125V124H234ZM233 125V126H234ZM237 125H235V128H236V126ZM256 125H258V124H256ZM19 126V125H18ZM240 126V125H239ZM251 126H252V124H251ZM250 126V127H251ZM147 127V126H146ZM145 127V128H146ZM228 127V128H227ZM232 127V126H231ZM246 127V126H245ZM254 126H252V128H253ZM262 127V126H261ZM264 127V126H263ZM3 128V127H2ZM68 128H72V129H74V137L76 138V139H69V136H67L68 135ZM138 128V127H137ZM148 128V127H147ZM234 128V129H235ZM239 128V127H238ZM237 128V129H238ZM256 128V127H255ZM10 129V128H9ZM13 129V128H12ZM149 129H154L153 127L152 128H149ZM239 129H241V128H239ZM251 129V128H250ZM8 130V129H7ZM16 130V129H15ZM109 130H111V131H113L114 132V130L117 132V136H114V137H108L107 136V138H105V134L107 133V132H109ZM127 130H129V133H128V135L127 136H125V134H126V132H128ZM136 130V129H135ZM138 130V129H137ZM148 130V129H147ZM151 130V131H152ZM241 130H243V133H244V130L245 129H241ZM251 130H253V129H251ZM251 130H249L250 131V133H251V136H253V132H251ZM255 130V129H254ZM259 130V129H258ZM14 131V130H13ZM12 131V132H13ZM73 131V130H72ZM148 131H150V130H148ZM232 131H233V128H232ZM231 131V132H232ZM237 131V130H236ZM239 131V130H238ZM27 132V131H26ZM25 132V133H26ZM115 132V133H116ZM147 132V131H146ZM153 132V131H152ZM240 132V131H239ZM248 132V131H247ZM259 132H261V131H259ZM262 132H263V130H262ZM2 133V132H1ZM17 133V135H15V137H17V139H27V138H25L26 136H28V135H24L23 137H22V135H20L21 134V132L19 133V129L17 128V130L14 132V134H16ZM73 133V132H72ZM114 133V134H115ZM145 133V132H144ZM159 133H161V136L159 135ZM236 133V132H235ZM234 133V134H235ZM243 133H242V135H243ZM246 133V132H245ZM250 133H248V136H249V134ZM135 136H134V135ZM241 134V133H240ZM71 135V134H70ZM110 135V134H109ZM113 135V134H112ZM111 135V136H112ZM236 135V134H235ZM245 135H247V133L245 134ZM244 135V136H245ZM10 136V135H9ZM62 136V135H61ZM73 136V135H72ZM72 136H70V137H72ZM236 136H239L238 134L236 135ZM241 136V135H240ZM5 137V138H4ZM8 137V136H7ZM6 136H4V133H2L1 135H0V140H3V139H6L7 138ZM22 137V138H21ZM31 137V136H30ZM29 137V138H30ZM33 138V137H32ZM59 138H60V135H59ZM239 138V137H238ZM237 138V139H238ZM251 138V141H256V140H252V137H250ZM16 139V138H15ZM65 139V140H64ZM237 139H235V136L234 135H232V137H230L229 138V143L231 142V144H235L236 142H237V144H238V142H239V139L237 140ZM244 139H246L247 140V142H248V140H249V137H247V138H244ZM255 139V138H254ZM258 139V138H257ZM29 140V139H28ZM241 140H242V142L241 143H243V144H245V142H243V138H241ZM4 141V140H3ZM3 141H1V142H3ZM7 141V140H6ZM6 141H4V142H6ZM27 141V140H26ZM61 141H59V142H61ZM236 141V142H235ZM260 141H262V140H260ZM28 142V141H27ZM246 142V143H247ZM257 142H259V140L257 141ZM77 143V144H76ZM240 143V142H239ZM249 143H250V141H249ZM260 143H262V142H260ZM1 144H3V143H1ZM23 144V143H22ZM228 144V143H227ZM231 144H229L230 146H232V147H234V148H236L235 147V145L233 144V145H231ZM229 145L227 146V147H229ZM241 144H239V146H240ZM257 145V144H256ZM4 146V145H3ZM219 146H221V145H219ZM219 146H217V147H219ZM243 146V145H242ZM262 146V145H261ZM2 146H0V149L3 151V147L1 148ZM33 147H34V149H33V152H35L36 154H38V156L40 155H42L43 154V152H44V149L43 148H36L34 145H33ZM80 147V148H81ZM192 147L194 148L195 147V150L194 151H192ZM223 147V146H222ZM237 147H238V145H237ZM246 147V146H245ZM164 148V149H163ZM214 148H216V146L214 147ZM248 148V147H247ZM251 148V147H250ZM163 149V151H161ZM218 149V148H217ZM220 149H222V148H220ZM238 149V148H237ZM242 149V148H241ZM246 149V148H245ZM53 150V149H52ZM52 150H51V152H52ZM257 150V149H256ZM262 150V149H261ZM32 152V151H31ZM53 152H55V150L53 151ZM101 152V151H100ZM215 152V151H214ZM218 152V151H217ZM216 152V153H217ZM220 152V151H219ZM233 152V151H232ZM109 153V152H108ZM112 153V152H111ZM262 153V152H261ZM36 154H33V155H36ZM117 154V155H116ZM215 154V153H214ZM218 154V153H217ZM219 154H221V153H219ZM260 154V153H259ZM213 155V154H212ZM232 155H234V154H232ZM66 157H65V159H68V163H70V164H68V165H71L72 163H73V161H74V157H73V155L72 154H68V156L67 155H65ZM113 156V157H112ZM230 156V155H229ZM94 159L95 161V163L94 162H91V159ZM107 158V159H106ZM217 158V157H216ZM225 158V157H224ZM239 158V157H238ZM137 159V160H138ZM205 159V158H204ZM203 159V160H204ZM207 159V158H206ZM0 160H2V159H0ZM137 160H135V161H137ZM236 160V159H235ZM102 161V162H101ZM104 162V163H103ZM133 162V161H132ZM197 162H199V161H197ZM239 162V161H238ZM128 163V164H129ZM107 164V163H106ZM172 164H174L175 165V171L173 172L172 171V169H169L168 168V166H171ZM64 165H66V161H65V163H64ZM130 165V164H129ZM151 165H152V168H151ZM73 166V165H72ZM72 166H68V167H72ZM139 166V165H138ZM185 166H187L186 168H185ZM67 167V166H66ZM103 167V168H102ZM145 167V168H146ZM105 168V169H104ZM136 168H137V166H136ZM144 168V169H145ZM111 169V168H110ZM190 169H191V166H190ZM254 169V168H253ZM256 169V168H255ZM82 170V169H81ZM108 170V169H107ZM115 170V169H114ZM139 170V169H138ZM141 170V169H140ZM147 170V169H146ZM211 170V169H210ZM83 171V170H82ZM87 171V172H88ZM103 171V174L104 173H106L107 171H105L104 172ZM123 171V170H122ZM135 171H137V170H135ZM135 171H134V173H135ZM144 171V170H143ZM188 171H189V169H188ZM5 172V171H4ZM3 172V173H4ZM11 172V171H10ZM16 172V171H15ZM15 172H13V173H15ZM112 172H113V170H112ZM126 172H127V176L125 177V179L127 180V184H125V195H127V196H130L131 195V193L132 192H134V194H135V191L136 190H138V188H139V186H138V183H137V180L138 179H136V182H134L133 183V181H132V179L134 178V174H133V171H132V169L131 168H128L127 170H126ZM253 172V171H252ZM111 173V172H110ZM141 173V172H140ZM146 173V172H145ZM85 174V173H84ZM102 174V176H101V179H100V181L102 180V178H104L105 176L104 175H106V174H104L103 175ZM114 175L116 174L117 175V170H116V173H113ZM112 174V176H114ZM119 174V173H118ZM190 174H191V172H190ZM194 174V173H193ZM3 175V174H2ZM10 175V174H9ZM12 175V174H11ZM86 175V174H85ZM87 175V176H88ZM115 175V176H116ZM148 175V174H147ZM177 175V176H176ZM194 175H196V174H194ZM212 175V174H211ZM13 176V175H12ZM15 176H16V173H15ZM14 176V177H15ZM120 176V175H119ZM125 176V175H124ZM148 176V177H149ZM185 176V175H184ZM188 176H189V174H188ZM1 177H3V176H1ZM0 177V178H1ZM13 177V178H14ZM18 177V176H17ZM89 177V176H88ZM117 177V176H116ZM138 177H141V176H138ZM138 177H136V178H138ZM4 178V177H3ZM11 178V177H10ZM106 178V177H105ZM104 178V179H105ZM109 178H111V175H110V177ZM108 178V179H109ZM207 178V177H206ZM2 179V178H1ZM5 179V178H4ZM19 179H20V177H19ZM108 179H106V180H108ZM120 180V184H118L117 182H113V183H111L110 185H108L107 186V188H108V190L110 189V190H113V191H118L121 187V183L122 182H124V177H123V175L122 176H120V178H119ZM184 179V178H183ZM182 179V182H184L186 179H184L183 180ZM203 179H205V178H203ZM21 180V179H20ZM90 180V179H89ZM110 180V179H109ZM111 180H112V178H111ZM142 180V178L140 179V181ZM191 180V179H190ZM253 180V179H252ZM9 181H11V180H9ZM31 181H34V180H31ZM118 181V182H119ZM250 181V180H249ZM18 182V181H17ZM103 182V181H102ZM139 182V181H138ZM172 182V181H171ZM180 182V181H179ZM178 182V183H179ZM189 182V184H190V181H188ZM187 182V183H188ZM191 182H193L192 180H191ZM200 182V181H199ZM204 182V181H203ZM207 182H210V181H207ZM0 183H1V180H0ZM9 183H11V182H9ZM13 183V182H12ZM20 183V182H19ZM34 183V182H33ZM136 183V184H135ZM151 183H153V182H151ZM170 183V182H169ZM173 183H175V185H176V182H173ZM177 183V184H178ZM5 184V183H4ZM15 184V183H14ZM124 184V183H123ZM172 183H170V186L169 185H167V187L164 189V190H161V191H166L167 192V194L169 195V196H172V197H174L175 196V192L174 191H171L170 190V188H172V185H171ZM251 184V183H250ZM1 185V184H0ZM6 185H8V184H6ZM17 185V184H16ZM93 185V184H92ZM102 185V184H101ZM140 185V184H139ZM154 184H152V186H153ZM78 186V185H77ZM174 186V185H173ZM177 186V185H176ZM182 186V185H181ZM189 186V185H188ZM246 186V185H245ZM251 186V185H250ZM249 186V187H250ZM6 187V186H5ZM10 187V186H9ZM8 187V188H9ZM29 187V186H28ZM91 187V186H90ZM142 187V186H141ZM140 187V188H141ZM154 187V186H153ZM152 187V189H154ZM1 188V187H0ZM11 188V187H10ZM15 188V187H14ZM16 188H17V186H16ZM82 188V187H81ZM124 188H122V189H124ZM137 188V189H136ZM147 188V187H146ZM261 188V187H260ZM80 189V187H78V192L79 191H81V189ZM102 189V188H101ZM185 189V188H184ZM189 189V188H188ZM191 189V188H190ZM2 190V189H1ZM0 190V201L1 200H3L2 198H5V197H3V195H4V192L3 191H1ZM4 191L6 190L5 188L3 189ZM10 190V189H9ZM30 190V189H29ZM92 190V189H91ZM140 190V189H139ZM139 190H138V193H140L139 192ZM155 190V189H154ZM175 190H176V187H175ZM239 190V189H238ZM241 190V189H240ZM16 191V190H15ZM97 191H98V187H97ZM149 191H151L152 193H153V191L152 190H149ZM149 191H145V194H144V192H143V194H144V197L143 198H145L146 196H147V192H149ZM9 192H11V191H9ZM102 192H103V190H102ZM185 192H187L186 190H185ZM249 192V191H248ZM93 193V192H92ZM150 193V192H149ZM156 193V192H155ZM163 193V192H162ZM176 193H177V191H176ZM263 193V192H262ZM49 194V193H48ZM53 193H51V195H52ZM77 194V193H76ZM79 194H80V192H79ZM79 194H77L75 197H78L79 196ZM97 194V193H96ZM99 194V193H98ZM107 193H105V195H106ZM111 194V193H110ZM117 194V193H116ZM133 193H132V195H134ZM142 194V195H143ZM161 194V193H160ZM166 194V195H167ZM6 195H9V193L7 194V191H6ZM11 195V194H10ZM56 195H57V198H58V200L59 199H63V198H61V196H58V193L57 194H55V197H52V196H50V195H48V198H47V196H46V199L48 200L49 199V201H50V203H48V205H49V207L51 208V207H53V208H55V206H56V208L57 207H59L58 205H60V204H64V202H61L60 200H59V202L60 203H58V205H57V203L56 202H58V200H57V198H56ZM59 195H60V193H59ZM68 195H70V194H68ZM105 195H103V197L105 196ZM118 195V194H117ZM122 195H123V193H122ZM125 195L123 196V197H121V195L119 194V196L121 197V198H123L124 199V197H125ZM149 195V194H148ZM158 195V194H157ZM167 195V196H168ZM256 195V194H255ZM261 195V194H260ZM53 199V201H54V203L56 204H54L53 202V204L51 203V199H50V197ZM53 196H54V194H53ZM73 196V195H72ZM102 196V195H101ZM126 196V197H127ZM156 196V195H155ZM155 196H152V197H154V198H156ZM10 197V196H9ZM8 197V198H9ZM11 197H12V195H11ZM36 197V196H35ZM34 197V198H35ZM71 197V195L68 197L69 198V201H71L70 199H72V198H70ZM98 197H100V195L98 196ZM109 197V196H108ZM120 197H118V198H120ZM125 197V198H126ZM133 197V196H132ZM149 197V196H148ZM204 197V196H203ZM8 198H6V199H8ZM54 198H56L55 200H56V202H55V200H54ZM110 198V197H109ZM115 198H117V197H115ZM120 198V200L118 199H116V201H120L121 203H122V201H123V199H121ZM128 198H130V197H127L126 199L128 200ZM134 198V197H133ZM132 198V199H133ZM169 198V197H168ZM32 199V198H31ZM93 199H94V197H93ZM92 199V200H93ZM108 199V198H107ZM131 199V198H130ZM129 199V200H130ZM138 198H136L135 200L138 202V200H140V198L137 200ZM146 199V198H145ZM144 199V200H145ZM5 200V199H4ZM9 200H10V198H9ZM8 200V201H9ZM76 200V199H75ZM73 201L72 203L70 202V205L69 206H71L72 208H74L73 210H77V207H79L78 209H82L83 207H89L90 205H89V203H83V204H80V203H78L77 201L78 200H76V201ZM83 200V199H82ZM97 200H99V199H97ZM113 200V199H112ZM141 200H142V198H141ZM140 200V201H141ZM155 200V199H154ZM160 200V198L159 199H157V201H159ZM162 200H164V199H161V201ZM91 201V200H90ZM102 201V200H101ZM111 201V200H110ZM114 202V204L116 203H118V202ZM139 201V202H140ZM147 201V200H146ZM34 202V201H33ZM80 202V201H79ZM105 202H106V200H105ZM119 202V204H121ZM125 202H126V200H125ZM131 202V201H130ZM164 202H166V201H164ZM247 202V201H246ZM8 202L6 201V202H0V207L2 206V207H6L7 208V205H9L10 206V204L12 203L11 201H9V203L10 204H7ZM26 203V202H25ZM46 202H44V204L43 203H41V204H39L38 205V207L39 206H41V205H45V207L46 208H48L47 207V205L45 204ZM112 203V202H111ZM134 203H135V201H134ZM133 203V205H135V204H137L138 205V203H135L134 204ZM154 203H155V205L153 204V198H152V200H151V204H152V208H153V206H156V201H154ZM159 203V202H158ZM157 203V204H158ZM173 203H175L174 201H173ZM198 203V202H197ZM212 203V202H211ZM241 203H243V202H241ZM248 203V202H247ZM13 204V203H12ZM33 204H35V203H33ZM52 204V205H51ZM62 204V205H63ZM72 204V205H71ZM93 203H91V205H92ZM96 204H98L99 205V201H98V203H96ZM102 204V203H101ZM107 204V203H106ZM119 204H117V205H119ZM122 204H124V202L122 203ZM121 204V205H122ZM129 204V203H128ZM145 205H147V203L145 202L144 203ZM186 204V203H185ZM196 204V203H195ZM246 204V203H245ZM97 205V206H98ZM136 205V206H137ZM141 205H143V203L141 204ZM166 205H167V203H166ZM169 206H170V201H169V204H168ZM172 205V204H171ZM190 205V204H189ZM210 205V204H209ZM212 205V204H211ZM250 205V204H249ZM29 206H30V204H29ZM35 206H37V205H35ZM42 206V207H43ZM101 206V205H100ZM110 206V205H109ZM108 206V207H109ZM113 206H116V205H113ZM139 206V205H138ZM137 206V210L139 209L140 210V212L141 213H143V217L145 216V214H144V211H142L141 210V208H144V207H142V206H140V207H138ZM163 206H165V204L163 203ZM248 206V205H247ZM13 206H10V208H12ZM45 207H43V208H45ZM70 207V208H71ZM91 207V206H90ZM106 207V206H105ZM112 207V206H111ZM110 207V208H111ZM122 207V206H121ZM126 207H128V205L126 206ZM125 207V209H127ZM147 207V206H146ZM167 207V206H166ZM175 207V206H174ZM184 207V206H183ZM213 207V206H212ZM33 208V207H32ZM36 208V207H35ZM34 208V209H35ZM43 208H40L39 207V209H42L43 210ZM54 209L56 212L60 209V208H62V206L60 205V208H57V209ZM150 207H148V209H149ZM155 208V207H154ZM161 208V207H160ZM160 208H157V209H159L160 210ZM162 208H164L165 209V207H162ZM169 208H171V207H169ZM168 208V209H169ZM176 208V207H175ZM177 208H179V207H177ZM182 208V207H181ZM8 209V208H7ZM6 209V210H7ZM36 209H38V208H36ZM35 209V210H36ZM93 209H95V208H93ZM109 209V208H108ZM124 209V210H125ZM132 209V208H131ZM134 210H136V208H133ZM156 209V210H157ZM166 209V211H165V216L163 215V213H162V211H161V213L162 214H160L159 213V215L157 214V216H155V218L157 217V219H154V217H153V219L151 218V216H150V218L155 222L156 220H157V222L155 223V225L157 224V231H156V229H154L157 233V236L155 235V238L153 237L152 239H157V237L159 238V240L160 241H162L163 240V243H165L166 244V249L168 248V247H170L171 248V246H173L172 244H174V242H175V240L176 239H178V240H181L182 241V246H179V247H183V245L184 244H186V241H187V234H186V236L185 235H181V233H183V228L181 229V227H179L178 226V224L176 223V222H174L175 221V218H174V216H177L178 215V212L180 213L181 211L180 210H178V209H176V211H175V209L174 208H172L171 210L169 209ZM185 209V208H184ZM205 209V208H204ZM237 209V208H236ZM48 210H50L49 208L48 209H45V210H43L45 213H47V211ZM97 210V209H96ZM110 210H112V209H110ZM123 210V211H124ZM145 210H146V208H145ZM149 210H151V208L149 209ZM163 210V209H162ZM189 210V209H188ZM222 210V209H221ZM231 210V209H230ZM235 210V209H234ZM52 209H51V213H52ZM63 211V210H62ZM104 211V210H103ZM122 211V210H121ZM121 211H119L120 213H121ZM122 211V212H123ZM126 211V210H125ZM124 211V212H125ZM147 211V210H146ZM153 211H155L154 209L151 211V212H153ZM164 211V210H163ZM197 211V210H196ZM217 211V210H216ZM216 211H211V212H213V213H210L209 215H207L206 216V218H205V221H206V223L205 224H207V222H209V223H213V222H215V225L214 224H212V225H214V227H215V229H217V230H219L220 229V221L221 220H219V219H217V216H216V214L214 213V212H216ZM233 211V210H232ZM48 212H50V211H48ZM54 212V211H53ZM105 212V211H104ZM123 212V213H124ZM137 212V211H136ZM139 212V211H138ZM237 212V211H236ZM55 213V212H54ZM71 213H73V211L71 212ZM74 213H77V212H74ZM106 213V212H105ZM129 213H132V212H130L129 211ZM129 213H127L126 215H128ZM135 213V212H134ZM140 213V215H142ZM155 213V212H154ZM176 213H177V215H176ZM182 213V212H181ZM187 214H188V212H186ZM197 213V212H196ZM200 213V212H199ZM221 213V212H220ZM235 213V212H234ZM48 215H52V214H50V213H47ZM78 214H79V212H78ZM101 214V213H100ZM103 214V213H102ZM133 214V213H132ZM131 214V215H132ZM147 214H148V212H147ZM183 214V213H182ZM181 214V216L183 217V215ZM204 214V213H203ZM219 214V213H218ZM228 214V213H227ZM85 215H86V213H85ZM85 215H83V216H85ZM88 215V214H87ZM107 215V214H106ZM120 215H122V213L120 214ZM149 215V214H148ZM150 215H153L152 213H150ZM156 215V214H155ZM75 216H77V214H75ZM82 216V217H83ZM92 216V215H91ZM90 216V217H91ZM93 216H94V214H93ZM154 216V215H153ZM181 216L179 215L178 217H180V219H181ZM186 216V215H185ZM184 216V217H185ZM188 216V215H187ZM196 216V215H195ZM200 216V215H199ZM219 216H220V214H219ZM51 217V216H50ZM79 217H81V216H79ZM95 217V216H94ZM101 218L100 219H102L103 217L102 216H100ZM121 217V216H120ZM124 217H126V216H124ZM133 217V216H132ZM166 219L167 218V220H165L164 218ZM174 219H173V218ZM178 217H176V218H178ZM192 216L190 215L188 218L190 219ZM264 217V216H263ZM84 218V217H83ZM93 218V217H92ZM106 218V217H105ZM104 218V219H105ZM108 218V217H107ZM149 218V219H150ZM230 218H231V216H230ZM86 219V218H85ZM84 219V220H85ZM96 220L98 219V218H95ZM104 219H103V221H104ZM125 219V218H124ZM126 219H128V220H130L131 219V216H127V218ZM124 220V222H127V220ZM148 219V218H147ZM148 219V220H149ZM168 219H170V220H168ZM183 219V218H182ZM188 219V220H189ZM198 219V218H197ZM201 219V218H200ZM213 219L215 220V221H213ZM217 219V220H216ZM83 220V221H84ZM107 220V219H106ZM141 220H143V219H141ZM165 220V221H164ZM178 221H179V219H177ZM202 220V219H201ZM219 220V221H218ZM226 220V219H225ZM86 221V220H85ZM100 220H98V222H99ZM117 222H119V220H116ZM138 221V220H137ZM151 221V220H150ZM149 221V222H150ZM153 221H152V223H153ZM170 223H168V222ZM177 221V222H178ZM191 221V220H190ZM205 221H203V222H205ZM115 223V224H118V223ZM141 221H139L138 223H140ZM144 220H143V224H144ZM146 222H147V220H146ZM145 222V223H146ZM182 222H183V220H182ZM181 222V223H182ZM103 223H107L106 221L105 222H103ZM128 223V222H127ZM131 223V222H130ZM135 223H136V221H135ZM184 223V222H183ZM208 223V224H209ZM219 223V224H218ZM226 223H228V222H226ZM250 223V222H249ZM73 224V223H72ZM75 224H76V222H75ZM94 223H93V220L92 219H89L88 220V222L85 224V226H84V228L85 229H87L89 226H92L91 227V231L89 232L90 233V235H92L94 238H95V236L97 237V235L99 234V231H100V226L98 225V224H96V225H98L97 227H95L94 225H93ZM100 224H102V221H101V223ZM114 223H113V228H114V225H115ZM125 224V223H124ZM141 224V223H140ZM140 224H138V226L140 225ZM143 224H141V226L140 227H142V225ZM150 224V223H149ZM148 224V225H149ZM191 224V223H190ZM189 224V225H190ZM198 224V223H197ZM102 225H104V224H102ZM130 225V224H129ZM135 225V224H134ZM154 225V226H155ZM182 225V224H181ZM180 225V226H181ZM188 225V226H189ZM249 225V229H248V231H247V234H249L248 235V237L249 238H251V240L250 241H256V240H258V241H262L263 239H264V233L262 232V233H260V228L264 231V229L262 228V227H264V219H261V220H259L258 221V224L256 225V223H255V221H253L251 224H248ZM93 226H94V228H93ZM116 226V225H115ZM127 226V225H126ZM137 226V225H136ZM136 226H134V228L136 227ZM145 226V227H144ZM209 226V225H208ZM255 226H258V228L256 229V230H253L254 229V227ZM73 227V226H72ZM102 227V226H101ZM132 227V226H131ZM131 227L129 226L128 228L126 227V230H128L129 228L131 229ZM140 227L138 228V229H140ZM143 227L144 228H147V225L145 224V225H143ZM150 227H152V225L150 226ZM156 227V226H155ZM203 227V226H202ZM207 227V226H206ZM226 227V226H225ZM248 227V226H247ZM70 228V227H69ZM80 228V227H79ZM143 228V230L145 231L146 229H144ZM185 228H186V226H185ZM198 228H201V226L199 227L198 226ZM227 228V227H226ZM64 229V228H63ZM63 229H61V227L58 229V230H60V231H62ZM68 229V228H67ZM132 229H133V227H132ZM137 229V227H136V230L137 231H139L140 232V230L141 231H143L142 229H140V230H138ZM206 229V228H205ZM204 229V230H205ZM210 229V228H209ZM208 229V230H209ZM213 229V228H212ZM236 229V228H235ZM70 230H72V229H70ZM69 230V231H70ZM114 230V229H113ZM191 230V229H190ZM203 230V229H202ZM203 230V234H204V231ZM211 230V229H210ZM56 231H57V229H56ZM56 231H53L52 230V232H54V233H52L53 235H55V233H56ZM63 231H65L66 233H67V231H66V229L65 230H63ZM63 231L61 232L62 233V235H63ZM107 231V230H106ZM119 231V230H118ZM132 231H134V230H132ZM131 231V232H132ZM221 231H223L222 229H221ZM113 232H115V231H113ZM125 232V231H124ZM128 232H130V231H128ZM178 232H180V233H178ZM187 231L185 230V233H186ZM194 232V231H193ZM211 233L212 232V230L211 231H207V233ZM220 232V231H219ZM58 233H59V231L57 232V236H58ZM61 233L59 234V239H60V235H61ZM141 233V232H140ZM143 233V232H142ZM155 233V232H154ZM195 233L196 232H194V234L193 235H195ZM209 233H208V235H209ZM213 233H215V231L213 232ZM213 233H211V234H213ZM218 233V232H217ZM104 234V233H103ZM102 233H101V235H103ZM106 234V233H105ZM128 235H129V233H127ZM133 234V233H132ZM132 234H130V235H132ZM151 234V233H150ZM184 234V233H183ZM192 234V233H191ZM201 234V233H200ZM206 234V233H205ZM210 234V235H211ZM216 234V233H215ZM219 234V233H218ZM246 234V235H247ZM79 235V234H78ZM90 235H89V238H87L88 239V241H89V239H90V241H91V239L92 238H90ZM100 235V236H101ZM119 235V234H118ZM118 235H116L115 236V234H114V240H115V242H113V243H115L116 245V247L117 246H119L120 247V245L122 244V246L124 247L125 245H123V241L121 242L120 240H121V238L119 239L118 238ZM127 235V237L129 238V236ZM192 235V236H193ZM207 235V234H206ZM223 235V234H222ZM66 236V235H65ZM77 236V235H76ZM189 236V235H188ZM47 237H48V235H47ZM75 237V236H74ZM79 237L80 236H77L76 237V239L78 238L79 239ZM142 237V236H141ZM144 237V236H143ZM152 237V236H151ZM195 237V236H194ZM197 237V236H196ZM206 237H209V236H206ZM205 237V238H206ZM217 237V236H216ZM247 237V238H248ZM49 238H52V237H50L49 236ZM58 238H54V240H56V242L58 241ZM94 238L92 239V241L94 240ZM108 238V237H107ZM106 238V239H107ZM163 238V239H162ZM176 238V239H175ZM193 238V237H192ZM209 238H211V236L209 237ZM206 239V240H204L206 243L205 244H208V245H210V242H209V240L210 239ZM213 238V237H212ZM211 238V241L212 240H214V239H212ZM215 238V237H214ZM221 238V237H220ZM248 238V239H249ZM98 239V238H97ZM110 239V238H109ZM200 239V238H199ZM35 240H36V238H35ZM52 239H49V241H51ZM61 240V239H60ZM59 240V241H60ZM124 240V239H123ZM147 240V239H146ZM145 240V241H146ZM158 240V239H157ZM177 240V241H178ZM190 240H191V236H190ZM193 240H195V238L193 239ZM193 240H191V241H193ZM201 240V239H200ZM34 241V240H33ZM68 241V240H67ZM87 241V240H86ZM91 241V242H92ZM148 241V240H147ZM152 241V240H151ZM197 240H195L194 242H191V243H195ZM37 242V241H36ZM43 242H44V240H43ZM42 242V243H43ZM53 242V241H52ZM51 242V244H52V246H55V245H53L54 243H52ZM55 242V241H54ZM82 242V241H81ZM80 242V243H81ZM96 242V241H95ZM159 242V241H158ZM189 242V241H188ZM198 242V241H197ZM199 242H201V241H199ZM214 242H216V241H214ZM257 242V241H256ZM60 243V242H59ZM66 243V242H65ZM80 243H78V244H80ZM112 243V244H113ZM162 243V242H161ZM160 243V244H161ZM177 243V242H176ZM190 243V242H189ZM212 243V242H211ZM255 243V242H254ZM69 246L71 245V244H69V243H67ZM74 244H75V241H74ZM77 244V245H78ZM86 244H88V243H86L85 242V245ZM158 244V243H157ZM188 244V243H187ZM202 244H203V242H202ZM214 244H216V243H214ZM258 244H260L259 242H258ZM34 245V244H33ZM67 245V246H68ZM76 245V246H77ZM114 245V244H113ZM155 245V244H154ZM177 245H180V241H179V243L177 244ZM176 245V246H177ZM191 245V244H190ZM194 245V244H193ZM208 245H206V248L205 249H207V248H209L208 247ZM50 247V246H44L45 248H44V250H43V252L42 253H40V255H37L36 256V258L37 259H40L41 257H43V255L46 257V255H49V254H51L52 252H53V250H54V247ZM75 246V247H76ZM120 247V248H123V247ZM151 246H152V244H151ZM175 246V245H174ZM185 246V245H184ZM188 246V245H187ZM192 246V245H191ZM196 246V245H195ZM199 246V245H198ZM205 246V245H204ZM263 246V245H262ZM5 247H7L6 245H5ZM4 247V248H5ZM32 247V246H31ZM66 246H64V248L63 249H65V250H67V248H65ZM72 247H73V245H72ZM72 247H71V249H72ZM113 247V249H114V246H112ZM115 247V248H116ZM132 247V246H131ZM160 247V246H159ZM158 247V249H162V247L161 248H159ZM200 247V246H199ZM84 249H85V247H83ZM82 248V249H83ZM153 248V247H152ZM6 249V248H5ZM31 249V248H30ZM36 249V248H35ZM88 249V248H87ZM86 249V250H87ZM119 248H117V250H118ZM125 249V248H124ZM156 249V248H155ZM169 249V248H168ZM173 249V247L170 249V250H172ZM193 249H195L194 248V246H193ZM60 250V249H59ZM62 250V249H61ZM75 250H76V248H75ZM78 250H79V246H78V248H77V252H78ZM120 250H123V249H119V251ZM3 251V250H2ZM28 251V250H27ZM63 252H64V250H62ZM61 251V252H62ZM69 251V250H68ZM71 251V250H70ZM69 251V252H70ZM130 251V250H129ZM161 251V250H160ZM175 251H177V250H175ZM175 251H174V253H175ZM184 251V250H183ZM189 251V250H188ZM195 251V250H194ZM209 251V250H208ZM5 252V251H4ZM30 252V251H29ZM60 252V251H59ZM59 252H57V253H55L54 254V256L52 257V258H55V255L56 254H58ZM75 252V251H74ZM73 252V253H74ZM86 252V251H85ZM88 252V251H87ZM104 252V251H103ZM169 252V251H168ZM180 252H181V249H179L178 251H177V253L176 254H180ZM192 252V251H191ZM207 252V251H206ZM28 253V252H27ZM44 253V254H43ZM121 253H123V252H121ZM121 253H120V255H119V253H118V255L119 256H121ZM128 253V252H127ZM170 253V252H169ZM183 253V252H182ZM202 253V252H201ZM264 253V252H263ZM15 252H14V258H15ZM60 254V253H59ZM62 254V253H61ZM64 254V253H63ZM74 254H76V253H74ZM103 254V253H102ZM108 254H111V253H108ZM203 254V253H202ZM207 254V253H206ZM27 255V254H26ZM28 255H29V253H28ZM66 255V254H65ZM77 255V254H76ZM93 255V254H92ZM104 255V254H103ZM106 255V254H105ZM116 255V254H115ZM150 255V254H149ZM161 255V254H160ZM167 256H168V254H166ZM200 255V254H199ZM214 255V254H213ZM16 256H17V254H16ZM34 256V255H33ZM64 255H62V257H63ZM67 257L69 256V254L68 255H66ZM75 256V255H74ZM73 256V257H74ZM83 256V255H82ZM107 256V255H106ZM164 256H165V254H164ZM164 256H160V257H164ZM178 256H180V255H178ZM57 257V256H56ZM71 257V256H70ZM122 257H125V256H122ZM127 257V256H126ZM133 257V256H132ZM152 257V256H151ZM158 257H159V255H158ZM185 257V256H184ZM13 258V257H12ZM18 258V256L16 257V259ZM64 258V257H63ZM69 258V257H68ZM80 258H82V257H80ZM157 258V257H156ZM182 258H183V256H182ZM186 258V257H185ZM9 259H11V258H9ZM16 259L15 260H11V261H14V263L13 264H18V259H17V262H16ZM33 259V258H32ZM50 259V258H49ZM72 259V258H71ZM83 259V258H82ZM123 259V258H122ZM131 259V258H130ZM133 259V258H132ZM159 259V258H158ZM161 259H163V258H161ZM179 258L174 254H172L171 255V253H170V256L169 257H167V258H165V260H164V262L166 263V264H178L179 262H181V261H179L178 260ZM188 259H190V258H188ZM193 259V258H192ZM196 259V258H195ZM194 259V260H195ZM50 260H52V259H50ZM55 260H56V258H55ZM62 260V259H61ZM61 260H59L60 262H57L58 264L59 263H62L61 262ZM65 260H67V258L65 259ZM124 260H125V258H124ZM150 260V259H149ZM160 260V259H159ZM158 260V261H159ZM186 260V259H185ZM68 261V260H67ZM157 261V260H156ZM193 261V260H192ZM199 261V260H198ZM9 262H10V260H9ZM42 262V261H41ZM55 262V263H56ZM65 262V261H64ZM63 262V264H70L69 262H65L64 263ZM163 262V261H162ZM185 262V261H184ZM183 262V263H184ZM194 262V261H193ZM235 262V261H234ZM263 262V261H262ZM47 263V262H46ZM49 264H51V262H48ZM56 263V264H57ZM157 263V262H156ZM159 263V262H158ZM185 263H187V260H186V262ZM203 263V262H202ZM213 263V262H212ZM78 264H89V263H84V262H82L81 260H79V263ZM198 264V263H197ZM214 264V263H213ZM260 264H262V263H260ZM264 264V263H263Z\"/></svg>",
    "mask_w": 264,
    "mask_h": 264
}]
</instances>
